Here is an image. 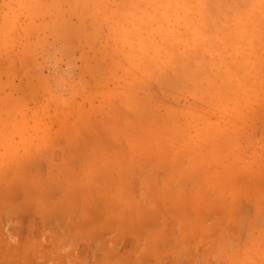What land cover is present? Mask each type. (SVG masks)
<instances>
[{
  "label": "rangeland",
  "instance_id": "rangeland-1",
  "mask_svg": "<svg viewBox=\"0 0 264 264\" xmlns=\"http://www.w3.org/2000/svg\"><path fill=\"white\" fill-rule=\"evenodd\" d=\"M141 198L166 254L264 264V0H0L7 240L68 223L104 258Z\"/></svg>",
  "mask_w": 264,
  "mask_h": 264
},
{
  "label": "crops",
  "instance_id": "crops-1",
  "mask_svg": "<svg viewBox=\"0 0 264 264\" xmlns=\"http://www.w3.org/2000/svg\"><path fill=\"white\" fill-rule=\"evenodd\" d=\"M143 184V193L149 197L164 196V193L166 194L171 189L167 184L165 187L162 186L160 174L152 176ZM139 198L137 197L138 200ZM150 200L144 202L141 198L143 215L139 212L130 215V237L124 233H119L115 237L106 235L107 255L104 258L99 254L98 246L85 241L82 234L72 232L68 223L62 227L47 226L38 237L34 235L28 238L18 236L15 241L10 242L5 237L7 223L0 218V261L14 260L17 264H186L189 261L197 262L199 259L192 258V256L166 254V238L159 232H166L168 225L159 221L160 215L163 216L160 210L149 208V203H152ZM147 217L150 220L159 218L151 226L153 229L142 223ZM123 219H126V215H123ZM136 224L137 226H135ZM123 228L128 227L123 226ZM118 229L122 230V227ZM38 245L41 246L40 249L36 247ZM8 247L21 249L15 251L14 257H9L7 253L2 254V251L5 252Z\"/></svg>",
  "mask_w": 264,
  "mask_h": 264
}]
</instances>
